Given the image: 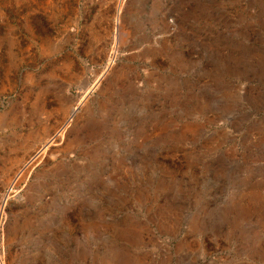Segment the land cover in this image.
Here are the masks:
<instances>
[{
  "label": "rangeland",
  "instance_id": "1",
  "mask_svg": "<svg viewBox=\"0 0 264 264\" xmlns=\"http://www.w3.org/2000/svg\"><path fill=\"white\" fill-rule=\"evenodd\" d=\"M0 264H264V0H0Z\"/></svg>",
  "mask_w": 264,
  "mask_h": 264
}]
</instances>
